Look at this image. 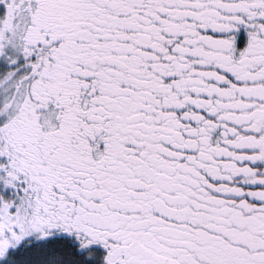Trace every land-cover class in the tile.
<instances>
[{"label": "snow or ice", "instance_id": "snow-or-ice-1", "mask_svg": "<svg viewBox=\"0 0 264 264\" xmlns=\"http://www.w3.org/2000/svg\"><path fill=\"white\" fill-rule=\"evenodd\" d=\"M0 264H264V0H0Z\"/></svg>", "mask_w": 264, "mask_h": 264}]
</instances>
